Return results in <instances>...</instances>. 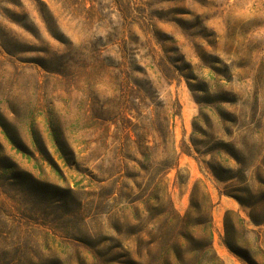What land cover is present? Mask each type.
I'll use <instances>...</instances> for the list:
<instances>
[{"label":"rangeland","instance_id":"rangeland-1","mask_svg":"<svg viewBox=\"0 0 264 264\" xmlns=\"http://www.w3.org/2000/svg\"><path fill=\"white\" fill-rule=\"evenodd\" d=\"M0 264H264V0H0Z\"/></svg>","mask_w":264,"mask_h":264},{"label":"trees","instance_id":"trees-1","mask_svg":"<svg viewBox=\"0 0 264 264\" xmlns=\"http://www.w3.org/2000/svg\"><path fill=\"white\" fill-rule=\"evenodd\" d=\"M168 83L166 84V86L168 87ZM167 98H171V95L168 94ZM171 99L169 101H167L166 99V105L171 104ZM173 104V105H172ZM171 105L177 109V113H175L176 116L181 115V105L179 103V100H175L174 103H172ZM174 115V114H173ZM165 128L168 131V119H165ZM164 143L167 145L169 144L168 138L167 136H164ZM170 139L171 142L173 143V147L171 150L167 149L163 152V160L161 163V166L163 168V172L166 175L168 172L176 169L179 166V154L177 153L176 147H175V141H174V133L171 132L170 135ZM149 160L151 161V158H149ZM211 168V167H210ZM214 176L218 179H220V177L217 175V173L215 172L214 168H211ZM162 186L160 188L161 192H162V198L166 199L169 203V205L171 206V208L173 209V204L171 201V197H170V192H169V184L166 181H162L161 182ZM214 204L213 201L211 199L208 187L206 186V184L202 181V180H197L194 182L193 187L191 189V194H190V208L187 212V217H191V216H196L198 219L202 220L204 216H207V247L211 250V252H213V247H212V240H213V226H212V216H211V212L213 210ZM174 210V209H173ZM232 215V212H227L226 216H225V220H224V225H225V229L227 232H229V228H231L230 223H229V217ZM202 223V222H201ZM198 224V228L199 225L200 227H202V224ZM239 223L243 224V220L239 218ZM206 227V226H205ZM227 247L232 249V247L230 246V244L226 243ZM214 253V252H213Z\"/></svg>","mask_w":264,"mask_h":264}]
</instances>
